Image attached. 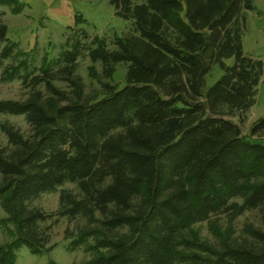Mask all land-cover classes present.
I'll list each match as a JSON object with an SVG mask.
<instances>
[{"label": "trees", "instance_id": "1", "mask_svg": "<svg viewBox=\"0 0 264 264\" xmlns=\"http://www.w3.org/2000/svg\"><path fill=\"white\" fill-rule=\"evenodd\" d=\"M11 4L17 13L15 0H0ZM110 5L132 28L114 37L112 49L99 37L85 46L100 66L99 77L88 69L98 96L76 73L78 39L39 68L6 64L21 54L0 12V82L17 80L24 91L0 99V117H22L29 128L24 134L0 123V225L12 234L0 245V264H15L23 247L48 253L60 219L74 223L64 231L68 250L83 247L90 256L78 264H264V146L257 142L264 116L241 132L262 77L261 61L241 46L254 0ZM118 65L121 89L107 82ZM212 66L222 75L205 88ZM66 184L73 189L58 190ZM56 192L53 213L31 205ZM246 213L257 223L234 236V220ZM204 222L215 243L193 229Z\"/></svg>", "mask_w": 264, "mask_h": 264}, {"label": "rangeland", "instance_id": "2", "mask_svg": "<svg viewBox=\"0 0 264 264\" xmlns=\"http://www.w3.org/2000/svg\"><path fill=\"white\" fill-rule=\"evenodd\" d=\"M134 3L143 0H131ZM19 10L14 13V5H0L2 20L7 28V37L15 46V51L21 56L14 61L6 62L17 64L24 62L30 70L39 68L40 65L55 60L61 51L70 49L72 41L79 40L84 47L81 57L77 61V75L81 78L85 92L97 95L101 93V87L97 79L89 73V67L93 68L96 76L100 75L99 64H92L86 54V47L94 37L103 38L110 49L113 48L114 37H122L131 31V21H125L114 14V8L110 0H15ZM85 33V36H83ZM86 46V47H85ZM242 53L262 63V77L256 88L253 105L245 113V122L241 126L242 135H247L250 126L264 116V0H254V10L245 15V24L241 37ZM233 60H225V64L232 65ZM222 71L217 66H212L211 71L204 79L205 88L213 85ZM125 67L118 65L114 74L107 82L118 89L124 86ZM106 82V80H103ZM58 86H63L58 84ZM24 91L19 81L8 83L0 82V99L17 100L23 97ZM6 121L22 133L26 134L29 128L22 117L2 116L0 123ZM0 142L5 140L0 133ZM257 142L264 146V137ZM60 189H73V185L66 184ZM57 192L41 195L31 205L41 208L48 214L57 207ZM4 214L0 208V222ZM220 231H225L227 219L223 216L217 218ZM52 220L44 225H50ZM246 222L256 224V214L246 213L233 222L232 232L238 236L242 226ZM74 223H68L60 219L51 229V244L54 247L48 253L33 255L27 248H20L15 254V264H78L87 260L90 256L80 247L69 251V240L64 239V231L74 230ZM11 231V227H7ZM199 238L210 243L215 239L209 230L208 223H200L193 227ZM0 225V245H5L12 240V234Z\"/></svg>", "mask_w": 264, "mask_h": 264}]
</instances>
